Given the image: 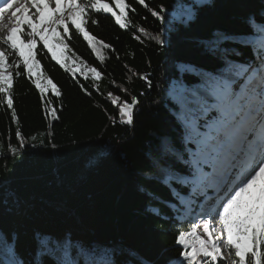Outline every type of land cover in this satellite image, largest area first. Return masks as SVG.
Masks as SVG:
<instances>
[{
  "label": "trees",
  "instance_id": "obj_1",
  "mask_svg": "<svg viewBox=\"0 0 264 264\" xmlns=\"http://www.w3.org/2000/svg\"><path fill=\"white\" fill-rule=\"evenodd\" d=\"M145 2L166 9L163 23L137 0H126L136 8L129 16L137 26L127 30L109 14H90L98 23L90 19L89 32L114 49L106 50L103 63L73 30L69 46L101 71L99 91L91 79L73 78L38 50L61 90L59 98L48 94L59 119L45 115L44 101L25 76L14 78L13 107L26 144L17 155L10 152L19 143L17 124L0 104V264L5 257L16 264H59L66 252L78 264H180L175 240L192 224L180 217V198L192 186L183 181L199 177L195 141L212 135L205 125L222 120L208 113L218 101L214 85L239 82L233 73L256 62L254 46L245 41L259 36L264 0L195 5L188 24L173 14L193 0ZM109 92L139 100L133 125L120 123Z\"/></svg>",
  "mask_w": 264,
  "mask_h": 264
},
{
  "label": "snow or ice",
  "instance_id": "obj_2",
  "mask_svg": "<svg viewBox=\"0 0 264 264\" xmlns=\"http://www.w3.org/2000/svg\"><path fill=\"white\" fill-rule=\"evenodd\" d=\"M137 3L161 23L165 21L163 6L157 10L145 0H137ZM129 10L135 12L136 8L126 0L111 3L107 0H0V104H6L12 121L17 124L18 146H9L14 156L26 144L13 107L14 78L25 76L44 101L45 115L51 120L59 119L48 94L59 98L61 90L44 71L38 50L73 78L79 74L84 80L91 79L99 91L98 82L103 79L101 71L69 46L73 30L103 63L106 50L112 46L89 32L90 14H110L115 24L127 30L137 27L132 24ZM92 23L98 21L92 19ZM138 31L147 35L143 27H138ZM155 39L164 43L159 36ZM253 51L256 63L242 65L233 73L239 78L240 91H235L227 79L214 85L224 122L233 131L227 146L228 164L217 178L218 190L209 210L201 213V219L192 223L190 230L178 233L175 243L182 246L180 264H264V24L260 25L259 44ZM143 79L151 86L147 76ZM84 91L91 95L87 89ZM107 99L118 108L120 123L133 125L139 100L132 97L128 102L112 92ZM232 113H243L246 124L240 126ZM31 139L35 141L37 137ZM223 147V142L209 141L202 151L212 161ZM11 255L15 256L14 251ZM9 264L16 261L11 260ZM59 264L78 262L66 252Z\"/></svg>",
  "mask_w": 264,
  "mask_h": 264
},
{
  "label": "rangeland",
  "instance_id": "obj_3",
  "mask_svg": "<svg viewBox=\"0 0 264 264\" xmlns=\"http://www.w3.org/2000/svg\"><path fill=\"white\" fill-rule=\"evenodd\" d=\"M212 2V0H193V3H191V4H188L187 5V7H185L183 10H181V7H179L176 11H175V13L173 14V19L174 20H179L180 22H182V23H187L188 24V22L189 21H191L192 19H193V14L191 13V10H192V8L195 6V5H197V6H202V5H205V4H210ZM253 42H255V40L253 41ZM258 42V41H257ZM234 89V88H233ZM215 108H211V111H218L219 110V112L220 111H223L222 110V106L221 105H216V106H214ZM242 116H244L243 114H241L240 113V117H239V119H241L242 118ZM246 117H244V119H245ZM238 119V120H239ZM243 119V120H244ZM225 126L223 127V128H225V127H227L228 125H226V124H224ZM228 129H230V127L228 128ZM233 135V134H232ZM220 137H221V135H219V137L217 138V139H220ZM230 137H231V134L228 136V138H227V140L225 141V143L227 142V146H228V144H229V139H230ZM225 143H224V147L223 148H226L227 149V146L225 145ZM0 146H2L1 144H0ZM3 147V146H2ZM199 150H200V152H201V157H200V154L194 159V163H195V165L197 166L202 160H203V157H204V151H202V147L200 146L199 147ZM222 150H224V149H221V151ZM220 151V152H221ZM222 153V152H221ZM1 154H2V148H0V156H1ZM203 154V155H202ZM226 156V155H225ZM221 158H223L222 156H221ZM227 161H228V159H224L223 161H222V163H221V165H220V167L223 169L224 168V166L226 165V163H227ZM209 169H210V174H209V177H208V179H207V181H208V184L209 185H213L212 184V178H211V176H213L214 174V171H217L219 168H217V170H216V167L214 166V167H212V166H210L209 167ZM219 172V171H218ZM222 171H220L219 172V174L221 173ZM219 174H218V176H219ZM217 176V174H215V176H214V178ZM217 176V177H218ZM213 178V179H214ZM186 180V179H185ZM188 181H191V180H188ZM188 181H183V184L185 185V184H189V183H191V185H192V187H194V185L196 184L195 182H193V181H191V182H188ZM215 181H216V179H214V182L213 183H215ZM215 185V184H214ZM196 187H198L197 185H196ZM216 187H217V183H216ZM215 187V188H216ZM193 190H191V192H192ZM194 195V194H193ZM212 199H214V198H212ZM181 202H183V203H185V202H187V199H185L184 197H182L181 199ZM187 211H185L184 212V214L182 215V220H185L186 219V216H187ZM191 223H194L193 221L191 222ZM191 227V226H190ZM189 230H190V228H189ZM180 247H182V246H180Z\"/></svg>",
  "mask_w": 264,
  "mask_h": 264
},
{
  "label": "bare ground",
  "instance_id": "obj_4",
  "mask_svg": "<svg viewBox=\"0 0 264 264\" xmlns=\"http://www.w3.org/2000/svg\"><path fill=\"white\" fill-rule=\"evenodd\" d=\"M244 117L245 116H242V118L241 119H239L238 121H239V125L240 126H242L241 125V122L243 121V119H244ZM231 134V136H232V134H233V131H232V129L230 128L229 129V132H228V134H227V136L224 138V140H222L221 142H223V144L225 143V141L227 140V138H228V136ZM228 142V141H227ZM227 142L225 143V145L227 146ZM222 149H224L225 150V148H222ZM223 150V151H224ZM224 154L222 155V157L223 158H221V155L219 156V158H220V161H221V163H222V161L224 160V159H228V150L226 149L225 150V152H223ZM226 155V156H225ZM227 164H228V161H227V163H226V165L224 166V168L222 169L221 167H219V169L217 170V168H216V170L217 171H214V175L213 176H211V178H212V184H213V186L214 187H216V183H217V178L219 177L218 176V174H219V172L220 171H223L225 168H226V166H227ZM219 171V172H218ZM215 174H217V176L214 178V176H215ZM216 179V181H215V183H213L214 182V179ZM215 184V185H214ZM218 190V188L216 187L215 188V190H214V195H212V193H208V196H203V200H202V204H204V205H208L209 204V200H211L212 198H214L215 197V195H216V191Z\"/></svg>",
  "mask_w": 264,
  "mask_h": 264
}]
</instances>
